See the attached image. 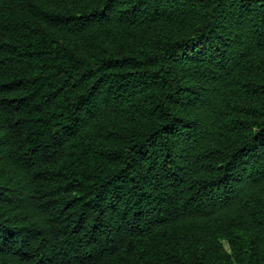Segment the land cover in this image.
<instances>
[{"label":"trees","instance_id":"obj_1","mask_svg":"<svg viewBox=\"0 0 264 264\" xmlns=\"http://www.w3.org/2000/svg\"><path fill=\"white\" fill-rule=\"evenodd\" d=\"M0 264H264V0H0Z\"/></svg>","mask_w":264,"mask_h":264},{"label":"rangeland","instance_id":"obj_2","mask_svg":"<svg viewBox=\"0 0 264 264\" xmlns=\"http://www.w3.org/2000/svg\"><path fill=\"white\" fill-rule=\"evenodd\" d=\"M223 244H224L226 250L229 252L230 251L229 245L226 242H224V241H223Z\"/></svg>","mask_w":264,"mask_h":264}]
</instances>
